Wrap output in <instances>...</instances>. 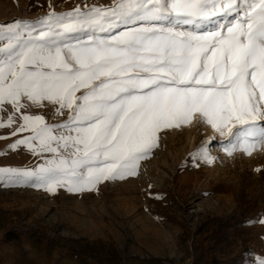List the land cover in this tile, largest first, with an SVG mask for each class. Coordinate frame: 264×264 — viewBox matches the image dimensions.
<instances>
[{
    "label": "snow or ice",
    "instance_id": "1",
    "mask_svg": "<svg viewBox=\"0 0 264 264\" xmlns=\"http://www.w3.org/2000/svg\"><path fill=\"white\" fill-rule=\"evenodd\" d=\"M79 32L86 35L75 43L61 39ZM0 41V128L18 137L11 149L26 146L44 160L30 170L0 168L9 186L31 181L79 193L135 176L160 130L195 113L231 136L229 155L264 148L256 123L264 120V0L85 4L0 25ZM45 101L71 113L59 126L69 135L28 113Z\"/></svg>",
    "mask_w": 264,
    "mask_h": 264
},
{
    "label": "rangeland",
    "instance_id": "2",
    "mask_svg": "<svg viewBox=\"0 0 264 264\" xmlns=\"http://www.w3.org/2000/svg\"><path fill=\"white\" fill-rule=\"evenodd\" d=\"M85 4L110 7L114 0H0V25L35 23ZM85 35L61 39L72 44ZM44 104L27 111L42 115L54 135H69L59 126L71 113ZM256 123L264 126V120ZM11 132L0 128V168L44 163L26 146L11 149L18 139ZM230 139L195 113L179 127L160 130L137 175L102 181L93 191L50 193L31 181L9 186L0 177V264H259L264 148L257 143L251 155H229Z\"/></svg>",
    "mask_w": 264,
    "mask_h": 264
}]
</instances>
